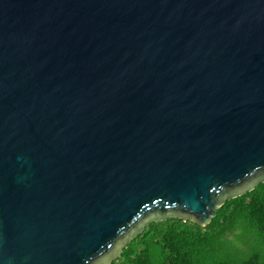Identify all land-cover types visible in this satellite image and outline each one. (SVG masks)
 <instances>
[{"label": "water", "instance_id": "water-1", "mask_svg": "<svg viewBox=\"0 0 264 264\" xmlns=\"http://www.w3.org/2000/svg\"><path fill=\"white\" fill-rule=\"evenodd\" d=\"M264 182V0H0V264H111Z\"/></svg>", "mask_w": 264, "mask_h": 264}, {"label": "trees", "instance_id": "trees-1", "mask_svg": "<svg viewBox=\"0 0 264 264\" xmlns=\"http://www.w3.org/2000/svg\"><path fill=\"white\" fill-rule=\"evenodd\" d=\"M111 264H264V182L227 200L204 227L151 222Z\"/></svg>", "mask_w": 264, "mask_h": 264}]
</instances>
